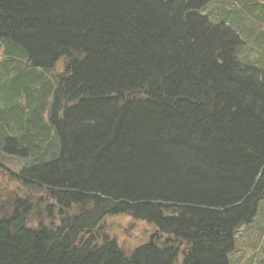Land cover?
<instances>
[{
  "label": "trees",
  "instance_id": "obj_1",
  "mask_svg": "<svg viewBox=\"0 0 264 264\" xmlns=\"http://www.w3.org/2000/svg\"><path fill=\"white\" fill-rule=\"evenodd\" d=\"M211 1L0 0V264H233L264 70ZM120 217L159 237L124 252Z\"/></svg>",
  "mask_w": 264,
  "mask_h": 264
},
{
  "label": "rangeland",
  "instance_id": "obj_2",
  "mask_svg": "<svg viewBox=\"0 0 264 264\" xmlns=\"http://www.w3.org/2000/svg\"><path fill=\"white\" fill-rule=\"evenodd\" d=\"M207 12L215 23L227 22L238 31L247 45L248 55L242 61L264 70V0H212ZM106 229L124 252L137 249L156 232L152 227L127 217L109 219ZM245 229L238 236L237 250L231 257L232 263L264 264V217L259 215L244 232Z\"/></svg>",
  "mask_w": 264,
  "mask_h": 264
},
{
  "label": "water",
  "instance_id": "obj_3",
  "mask_svg": "<svg viewBox=\"0 0 264 264\" xmlns=\"http://www.w3.org/2000/svg\"><path fill=\"white\" fill-rule=\"evenodd\" d=\"M153 238V237H152Z\"/></svg>",
  "mask_w": 264,
  "mask_h": 264
}]
</instances>
